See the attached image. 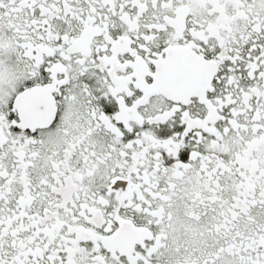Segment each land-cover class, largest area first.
Here are the masks:
<instances>
[{
  "label": "snow or ice",
  "instance_id": "1",
  "mask_svg": "<svg viewBox=\"0 0 264 264\" xmlns=\"http://www.w3.org/2000/svg\"><path fill=\"white\" fill-rule=\"evenodd\" d=\"M0 264H264V0H0Z\"/></svg>",
  "mask_w": 264,
  "mask_h": 264
}]
</instances>
